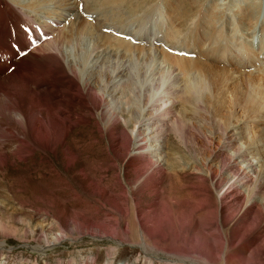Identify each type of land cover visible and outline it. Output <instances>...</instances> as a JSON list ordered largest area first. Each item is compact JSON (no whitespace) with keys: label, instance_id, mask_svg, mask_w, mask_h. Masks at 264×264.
<instances>
[{"label":"rangeland","instance_id":"obj_1","mask_svg":"<svg viewBox=\"0 0 264 264\" xmlns=\"http://www.w3.org/2000/svg\"><path fill=\"white\" fill-rule=\"evenodd\" d=\"M31 1L21 0L22 4L27 5L26 7L33 6L28 8L27 13H25V5H20L22 9L17 10H20L19 12L23 15L25 14L24 16L31 12V15L37 18L46 16L58 22V27L47 30L52 34L46 37L44 43L54 41L62 34V31L69 33L67 34L69 43H65V51L72 53L68 58L72 62L79 63L82 60V56L74 55V51L71 49L73 46L74 48L79 46L77 44L82 40V43L89 41L90 48L93 42L96 45L101 43L98 48L101 55L107 56L106 54H108L107 57H114L118 60L120 57L121 62L129 61L127 64L135 71L141 64L150 63L151 70L145 77L146 87L150 88L149 84H158L165 80V83L169 85L171 79L167 80L166 76L167 70H171L172 79H177L179 87L174 88L178 95L176 94L170 101L168 100L160 111L162 119L167 121L166 128H164L166 157L169 152L175 153L173 158L176 156L179 158V170L183 165V172L190 173L187 175L188 178L189 175L199 172L193 168L194 165H197V168H200L205 174H208L210 170L218 174V177L222 174L224 181L228 183L236 180L239 175L242 176L240 169L242 165L245 167L243 163L238 161L236 166L233 165L231 169L228 167L233 162L232 158L238 156V151L240 153L248 151L246 147L249 146V141L250 143L254 142L252 140L256 134H264V104L261 112L256 113L252 118L248 117L247 109L242 104L248 86L251 90L256 86L259 89L261 87L264 89V0H141V4H135L138 7L134 5L130 9L126 5L119 7L110 3L109 0H38L34 1L35 4ZM62 1L75 2L76 11L72 12L66 9L65 4L60 5ZM1 2L5 1L1 0ZM146 2L147 7L141 8L146 5ZM190 2H195L197 5L194 11L190 9ZM169 3H171L170 6ZM5 4L9 3L5 2ZM251 4L257 6V10L254 14L255 20L250 24L240 19L239 16L246 15V6ZM154 5L155 8L158 7L154 8L152 13ZM137 8L140 14L130 13L136 11ZM216 9L222 15L219 16L220 19H212V23H210L211 20L207 15ZM124 10L126 11L124 12ZM199 10L201 13L198 12ZM202 10L207 15H204ZM180 14L185 15L186 21L182 20ZM159 18L161 23L157 25L156 19L159 20ZM176 18L177 20H175ZM105 19L110 21L106 22ZM38 20L42 21V19ZM173 20L178 30L175 33L170 30L174 25ZM83 22L85 25L91 24L87 25L85 29ZM141 22L142 26L139 27ZM92 23H95L97 28ZM63 25L64 27H62ZM77 26L82 29V33L81 29L78 31ZM91 26L93 27L91 28ZM225 26L227 27L225 28ZM189 29L192 31L196 29L195 32L198 35L203 33L211 40L205 41V44L202 42L200 45L196 42L198 47L194 48L189 43L193 40L189 36ZM88 30L96 35H89ZM126 30L134 32V40L131 42L135 43V46H131L125 41L131 39L125 34ZM218 30H223L224 38L228 40L221 39ZM102 32L104 33L102 34ZM108 36H112L111 39H108ZM114 36L117 40L120 38L119 36L125 38L113 41L116 40L113 39ZM71 37H73L72 40H70ZM98 39L103 41V45L102 41L99 42ZM44 43L42 44L45 45ZM213 43H217L221 47V50L215 52V55L210 54L212 47L217 49L214 46L217 44ZM124 44L126 48H123ZM43 45L37 44L31 48L35 50L30 49L29 55L27 54L26 57L35 54L45 59V56L56 52L46 48L44 50L41 48ZM129 46L131 49L128 48ZM227 47H230L232 51L230 52ZM247 47H250V54L246 53ZM114 49L116 50L114 51ZM37 50L38 52H36ZM117 51L121 56L115 55ZM96 54L94 53V55ZM91 60L92 57L87 64L95 63V60L93 62ZM24 61L19 65H22ZM99 61L100 58L97 62ZM114 62L117 60L107 58L105 61V63ZM151 71H155L153 74L156 78L151 77ZM160 72L163 73V78H157ZM79 74H82V77L87 76V73L82 69ZM138 77L136 75V80H133L135 81L133 83L138 85V93L134 91L130 100L133 101V105L136 100L134 106L142 111L143 103L137 97L141 92L140 86L143 84L138 81L143 80V77ZM192 78L203 79L206 84V92H202L198 97L200 100L197 109L192 103L193 100L187 96L185 89L188 85L187 81ZM123 80L125 79L121 81ZM129 83L130 87L125 89V93L132 87L133 83ZM115 87L117 90H124L122 84H116ZM163 89L164 87H159L151 92L160 94ZM235 90L240 93V99L236 102L232 97L236 93ZM119 97H121L120 94L116 99ZM221 100L224 105L222 104V108L218 110L217 105ZM117 101L120 108L127 113V107L122 103L123 99L120 98ZM208 101L212 102L208 104ZM168 106H171L170 112L164 110ZM4 114H7L6 111ZM224 121L232 124V126L229 125L226 132H223V129H218L220 124H224ZM96 132V127L90 120L74 128L71 133L76 134L78 136L76 138L86 134L92 141L93 137H97ZM159 139L160 141L156 140L157 143H150L153 144L149 147L150 152H154V148L158 147L157 144L160 147L163 146L165 140ZM257 141L253 143L254 152L251 153L253 156L251 163L256 166V171L254 174H249V178L236 183V186L244 200L253 196L254 192L256 194L254 200L261 202L264 200V137ZM25 142L26 138L14 127L12 129V125L9 127L0 125V264H209L205 256L210 253L207 250H210L212 245H217L220 239L215 236L216 232L210 227L205 235L198 234L193 242L190 241L186 232L192 226L193 220L190 218L191 222H189V215L184 213L176 219L171 217V186H169L168 178L164 179L165 194L162 198L159 199L157 194L155 196L149 195L145 191L143 194L140 192L139 206L141 209L140 212H137L134 209L136 203L133 200L135 192L133 184L136 174L132 172L127 176L123 170L128 158H124L117 166L115 171L117 178L116 174L110 176L114 172L109 174L100 170L102 165H106L104 160L113 154L111 149L104 144L103 137V145L94 147L96 153L100 155L95 158L97 163H94L92 158L90 162H86L83 154H80L78 150L75 139L69 141L67 145L68 153L71 154L68 155L69 157L63 158L64 154L59 149L58 155L49 154L48 157H39L40 155L35 154L31 157L24 156L25 158L18 159L16 152L23 148ZM72 155L75 163L67 164L69 158L72 159ZM157 158L162 160V163L167 159L164 152ZM105 177L107 180L104 179ZM188 178L180 180L181 184H185ZM256 186L259 188L256 189ZM189 199L188 195H184L179 201H183L187 205ZM155 203L157 204L155 205ZM256 214V211H253L252 216H256ZM233 215V218L237 216L236 219H242V221L245 219L242 211L234 212ZM139 216L144 220L147 229L142 230L139 226L140 223H137ZM173 218L174 220H172ZM204 221L203 225H205ZM177 222H180L177 224L178 226L175 224ZM252 225L254 224H251V227H256V225ZM167 228H172L169 231V238L163 237ZM244 235L250 236L248 233H244ZM240 242L241 239L234 243L233 247L237 248ZM260 243L264 246V237L261 238ZM258 253L255 248L250 249L243 259L236 253L227 264H264V257L261 255L258 259Z\"/></svg>","mask_w":264,"mask_h":264},{"label":"bare ground","instance_id":"obj_2","mask_svg":"<svg viewBox=\"0 0 264 264\" xmlns=\"http://www.w3.org/2000/svg\"><path fill=\"white\" fill-rule=\"evenodd\" d=\"M4 1L9 4H5V2H1L0 0V125L2 126L5 125L6 127L12 125V129L14 127L15 130L17 129L18 133H20L22 136L26 138V142L24 143L23 148L18 150V152H16V156H18L17 157L18 159H22L24 156L31 157L35 154L40 155L39 157H48L49 154L58 155L59 149H61L62 150L61 153L64 154L63 158L69 157L71 154L68 153L69 148H67V145L69 141L75 139L78 145V150L80 154H83L86 162H90L92 158L94 159L93 160L94 163H97V160L95 158L99 157L100 155L96 153L94 147H100L99 145H103L102 143V137H103L104 144H106V146H108L111 149V152L113 154H110V157L104 160V163H106V165L105 166L102 165L100 170H103V172L109 174H111V172H114L110 175L113 176L114 174H116L115 172L116 168L121 163V161L124 158H128L126 164L124 165L123 170L125 175L127 176L130 175V173L132 172L136 174L135 183L133 184V187L135 189V192L133 194L134 196L133 200L136 203L134 207L135 211L140 212L141 209V207L139 206L140 192H142L141 194H143V191H145V193L147 192V194L155 195V196L157 194L160 199L165 194V189L163 186L164 179L168 178L167 180H169V186H171V195H170L171 212H172L171 217H175L176 219L179 217L180 214L184 213L185 215H189V222H191L190 218L193 220L192 226L189 227L186 232L187 237H189L190 241L193 242L195 238H197L198 234L202 233V235H205L206 232L209 231L210 227H212V229L216 232L215 236L220 239L217 245H212L210 250H207L210 253L209 254L207 253L205 256L207 258L206 261L209 262V264H227V262L230 261L231 257L236 253L238 254V256H240V258L243 259L246 252L254 248L257 250V252H259L258 259L261 255L264 257V246H262L261 245L262 243H260L261 238L264 237V200L261 202H259L260 200H254V196L256 195L254 192H253V196H250L248 197V199L244 200L242 198V195H240V193L237 191L238 186H236L237 185L236 183H239V181L247 177L249 178L251 173L254 174V172L256 171V166H254L251 163V159L253 158L251 154L253 151L252 145L254 146L253 143H255V141L263 138L264 134L258 135L255 133L256 135L252 140L254 142L251 141L252 143H250L249 141V146L246 147L248 151L241 153L240 151H238L237 153L238 156L232 158L233 162L230 163L228 166L230 169L232 168L233 165L236 166V164H238L239 162L243 163L245 166L243 167L242 165L240 169L242 176L239 175L238 178L233 182L230 181H229L230 183L225 182L223 175L221 174L218 177V174H216L213 170H210L208 174H205V172L203 173L200 168H197V165H194L193 168H195L199 172L189 175L188 178L187 175L190 173L186 174L185 172H183L184 170L183 165L181 167L182 169L179 170L178 168L179 158L177 156L173 158V156H175L176 154L175 153L171 154L169 152V155L167 154L166 157V153L164 151V149H166V135L164 128H166L165 125L167 124V121H164L162 119V117L160 116V111L162 110V106L166 105L168 100L170 101L172 97L177 94V91L174 88L179 87L178 86L179 84H177L176 82L177 79L175 78L172 79L171 70H167V76H166L167 80L171 79V81L169 80L171 82L169 83L170 87L168 84L165 83L166 80L163 82H159L158 84L151 83L149 84L150 88L146 87L147 83L145 82L146 81L145 77L151 70L150 63L145 62L141 64L140 67L138 66V69L135 71L134 68H131V66L127 64L129 62L127 60H125L127 62H121L120 57L119 60L115 59L114 57H113L114 59L107 57L108 54H106L105 52L104 54H106L107 56L103 54L101 55L99 53L98 48H100L101 45V43L99 42H101L102 40L104 41L103 37L101 41H99L98 39L99 41L98 43L100 45L93 44L94 43L93 42L91 48L89 41L82 43L81 42L82 40L79 41L81 42V44H79L78 42L77 45L79 46L76 47L75 45L76 48H74V46L73 48L71 47V49H73L74 51L73 52L74 55L82 56V60L79 63L72 62L71 60H68V58L72 55V53L65 51V43L66 44L67 42L69 43L68 41L69 37H67V34L69 33L62 31V34L61 35L59 34L60 36L56 38L54 41L51 40V42H48L46 44L44 43L46 37L52 34L48 32L49 31L48 29L51 30L53 28L58 27L59 26L58 22L46 16H44L43 18H37L34 15H31V12L26 16H24L25 14L23 15V13L19 12L20 10L19 11L17 10V9H22L20 5L22 6L25 5L21 3V0H4ZM34 1H38V0H32L31 3L35 4ZM109 1L110 3L112 4L114 3L119 7L126 5L128 9L133 7L135 4H141V0H109ZM61 4L62 5L65 4L66 5L65 8L72 12H75L77 9L75 2L72 1L69 2L62 1L60 5ZM194 4L195 2L194 3L190 2L189 4L190 9L193 11L197 6L196 4L195 5ZM155 5L153 7L151 6L153 9L152 13L158 7L157 6L155 8ZM168 5L170 6L171 3H169ZM26 6L27 5H25V7ZM30 6L33 7L32 5H29V7ZM29 7H26V11L24 10L25 13H27ZM145 7H147V2L146 5L142 6L141 8H145ZM168 10L170 11L169 7ZM256 10H257V6H255L254 4L247 5L246 6L247 14L241 15L239 17L240 19H243L246 23L251 24L255 20L254 14ZM125 11L126 10H124V12ZM200 11L201 10H199L198 12ZM110 13L112 14V12ZM130 13L137 14L139 13V9L137 8L136 11ZM177 13L179 14V12ZM203 13L204 15H207L205 12ZM180 15L182 16L180 17L184 21L185 15L184 14L183 15L180 14ZM221 15H222L221 12H219L216 9V11H211V13H208L207 17H209V19L211 20V22L210 21L209 22L212 23V19H216V20L220 19L219 16ZM129 17L131 18V16ZM38 19H42V21ZM110 20L112 21V18H110ZM110 20H107L106 22H109ZM156 20H157V25L161 23L160 18L159 20L158 19ZM175 20H177V18ZM83 24L85 25L84 22ZM87 25H85V29ZM80 26L82 27V25ZM141 26H142V22L139 23V27ZM180 26L181 25L179 23V28ZM62 27H64V25ZM77 27H78V31H80L79 29L81 28H79V26ZM92 27L93 26H91V28ZM94 27L97 28V25ZM226 27L227 26H225V28ZM170 30H173L174 33L177 30L175 21H174V25L171 27ZM195 31L196 29L194 31L189 29V36H191L192 37L191 39H193L192 41H189L190 46H194L195 48L196 46L198 47V45H200L202 42L203 44H205V41L211 40L207 35L203 33L198 35L197 32ZM218 31L220 33L221 39L228 40L224 38L225 33L223 30H218ZM125 32L126 35L131 37V39L125 41H127V43H129L131 46H135V43L131 42L132 40H134V32L132 30L131 32H129V30H126ZM81 33H82V29H81ZM103 33L104 32H102V34ZM90 34L93 33H90L89 31V35ZM210 35L213 37L212 34ZM110 37L112 36H108V39H111ZM114 37L113 39H116V36ZM119 37L122 38L123 40L125 38L124 36H119ZM94 38L96 40V37ZM72 39L73 37L70 38V40ZM119 39L113 41H119ZM74 41L76 40L74 39ZM103 41H102V45H103ZM196 42H198L199 44L197 45ZM42 43H44L45 45H43ZM142 43L144 42L142 41ZM37 44H40V46L43 45L41 48H44V50L46 48L56 52L45 56V59L35 54L31 55L30 57L28 56L27 58L26 56L29 53L28 51L31 48L35 47ZM213 44H217V43H213ZM183 45L184 43L182 44V46ZM124 46L125 44L123 45V48H126ZM214 46H216L217 49H215V47H212L210 51L211 55L212 54L215 55V52L221 50V47L218 44ZM66 47L68 46L66 45ZM128 48L131 49L130 46ZM227 49L230 52L232 51L230 47H227ZM31 50H35V49H31ZM38 50L36 52H38ZM115 50L116 49H114V51ZM250 52H251L250 47H247L246 53L250 54ZM66 53L68 54V56ZM94 53L97 54L94 55ZM115 55L121 56V54L118 53V51L115 52ZM91 57H92L91 62L95 60V63L87 64L88 60ZM99 58L100 61L97 62ZM107 58L112 59L114 61L117 60V62L105 63ZM22 61H24V63H22V65H19ZM195 65L200 66L199 64L196 63ZM32 66H36V67H32ZM81 69L84 70L85 73H87L86 77H82L81 76L82 74H79V71ZM151 72H152V74L150 73L152 75L151 77H153V79L156 78L155 74H153L155 71L154 72L151 71ZM136 75L139 76L138 78L143 77V80L138 81L139 83H143V84L140 86L141 92L137 97L139 101L143 103L142 111L139 110L138 107L134 106L135 103L137 102L136 100L134 102V105H133V101L130 100V96L134 91L138 93V85L133 83L135 82L133 80H136L135 78ZM253 76L256 77V75ZM159 77L163 78L164 77L163 73L161 74L160 72L157 78ZM122 79L125 80L121 81ZM129 82L133 83L132 87L129 91L125 93V89L130 87ZM187 83L188 85L185 88L187 96H189L190 99L193 100L192 103L194 107L197 109L200 100L198 99V97L201 96L202 92H206V84L203 81V79H199V78L196 79L192 78L188 80ZM116 84L117 85L122 84L124 90L122 91H120V89L117 90L115 87ZM156 87L157 88L164 87V89L160 91V94H158L157 92L152 93L151 91L157 90ZM236 90H235L236 93L234 95L232 94L233 95L232 97L234 98L235 102L236 100L240 99V93H238ZM119 94L121 95V97L116 99V97ZM120 98L123 99L122 103H124L125 106L127 107V113L125 112L124 109H121L119 106L117 100H119ZM220 98H222V96H220ZM210 102L212 101H208L207 103L209 104ZM222 104L224 105L223 101L222 100L219 101L217 105L218 110L222 108ZM242 104L247 109V113L249 114L248 117L252 118L256 113H260L262 105L264 104V89H262V87L259 89L256 86V88L253 87L251 90L249 89L248 86L247 92L246 94H244V100L242 101ZM131 105H133V107H131ZM164 110L170 112L171 106H168ZM4 111H6L8 115L4 114ZM90 120H92L97 130L96 132L97 137L95 138L93 137V139H91L92 141H90V138L86 134L85 136L76 138L78 136L74 133H71L74 130V128L84 123H87ZM229 125L232 126V124H229L228 121H224V124L223 125L220 124V127L218 129H223V132H226L228 130V127H230ZM242 136L244 135L242 134ZM159 138H162L163 141L165 140V143L161 147L157 144L158 147L154 148V152H150L149 147L153 145L150 143L151 142L157 143V141H160ZM154 145L156 146V144ZM91 147H93V149L89 150V148ZM26 148H28V150H26ZM163 152L165 158L167 159L162 163V160L157 158V156L162 154ZM170 156L172 157L170 158ZM70 163L73 164L75 163V159L73 155H72V159L69 158V161H67V164ZM116 178H117V174H116ZM186 178H188L186 183L181 184L180 180ZM104 179L107 180V177H105ZM259 186H256V189H258ZM184 195H188L190 198L189 202L187 201V205H185L183 201H179V199H182ZM156 204L157 203H155V205ZM142 205L144 204L142 203ZM239 211L243 212V217H245L243 221L242 219H236L237 216L236 218L235 217L233 218L234 212H239ZM253 211H256L257 213L256 216H252ZM140 217L141 216L138 217L139 222L137 223H140L139 226L142 228V230L147 229L145 227L144 220L141 219ZM203 218L205 219V221ZM172 220H174V218ZM203 221L205 225H203ZM182 222L185 223L184 221ZM175 224L176 225L180 224V222L179 223L177 222ZM251 224H254L252 226L256 225V227H251ZM171 229L172 228H167L165 230V234L163 237L169 238L170 235L169 231H171ZM244 233H248V235L250 236L246 237ZM252 233L253 235H251ZM240 239L241 242L239 246L237 248H234L233 244ZM155 250L157 251L158 249ZM186 253L188 254V252ZM202 264H208V263H202Z\"/></svg>","mask_w":264,"mask_h":264}]
</instances>
